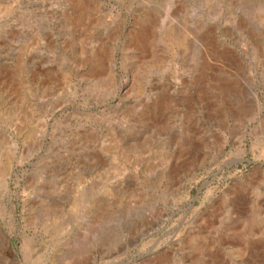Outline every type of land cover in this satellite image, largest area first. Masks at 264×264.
I'll list each match as a JSON object with an SVG mask.
<instances>
[{
    "label": "rangeland",
    "instance_id": "obj_1",
    "mask_svg": "<svg viewBox=\"0 0 264 264\" xmlns=\"http://www.w3.org/2000/svg\"><path fill=\"white\" fill-rule=\"evenodd\" d=\"M0 264H264V0H0Z\"/></svg>",
    "mask_w": 264,
    "mask_h": 264
}]
</instances>
